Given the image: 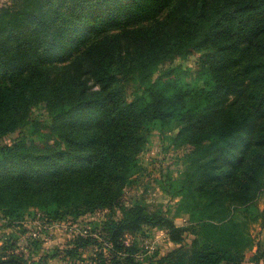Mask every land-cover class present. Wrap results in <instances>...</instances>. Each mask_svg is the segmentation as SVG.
<instances>
[{
    "label": "trees",
    "instance_id": "obj_1",
    "mask_svg": "<svg viewBox=\"0 0 264 264\" xmlns=\"http://www.w3.org/2000/svg\"><path fill=\"white\" fill-rule=\"evenodd\" d=\"M156 131L170 132L187 154L188 175L171 186L191 226L134 208L108 219L99 239L78 237L65 256L93 246V264H242L255 247L264 264V0L0 7L6 227L30 210L62 220L114 208ZM251 221L260 222L257 240ZM143 226L162 229L178 247L140 262ZM0 241V264H58L18 254L11 237Z\"/></svg>",
    "mask_w": 264,
    "mask_h": 264
},
{
    "label": "rangeland",
    "instance_id": "obj_2",
    "mask_svg": "<svg viewBox=\"0 0 264 264\" xmlns=\"http://www.w3.org/2000/svg\"><path fill=\"white\" fill-rule=\"evenodd\" d=\"M10 1L0 0V7L10 4ZM96 15L101 16L102 13ZM170 138V132L161 135L156 131L153 134L147 152L139 161L138 172L132 176L114 208L79 217L65 216L62 220H55L53 216L49 218L39 210H30L22 213V217L16 219L11 227H6L7 221H3L0 216V240L9 237L16 240L17 253L24 254L29 260L48 255L54 257V262L58 264H93L99 251L93 246L81 249L80 258L76 259L66 257L65 251L78 237L94 236L99 239L108 219L120 220L130 209L140 208L151 215L161 214L174 220L178 227H190V215L179 209V200L173 196L174 189L171 186L174 180L186 178L189 161L187 154L176 149ZM7 140L0 141V146L7 144ZM258 207L260 210L264 208V188L259 196ZM248 230L257 240L261 231L260 222L251 221ZM186 238L190 242L194 237L187 234ZM177 247L162 229L143 226L137 237V258L142 263H148L166 256ZM242 264H263L255 247L247 250Z\"/></svg>",
    "mask_w": 264,
    "mask_h": 264
}]
</instances>
